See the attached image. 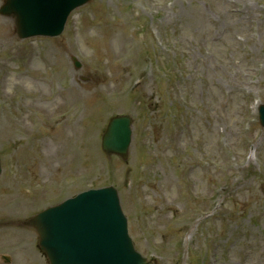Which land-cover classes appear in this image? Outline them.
<instances>
[{"label": "rangeland", "instance_id": "1", "mask_svg": "<svg viewBox=\"0 0 264 264\" xmlns=\"http://www.w3.org/2000/svg\"><path fill=\"white\" fill-rule=\"evenodd\" d=\"M230 1L231 0H171L169 6H164L162 5V3H158L156 5V8L159 10H165V18L180 19L183 26L184 23L188 21L189 17L192 15L194 10L198 9L201 12L202 24L204 28L202 27L200 29V32L195 30H188V33L187 34L183 33V36L197 40L201 35H203V38L207 39L210 42L218 41L221 38L226 39L229 42V37L232 36L233 33L235 32L234 26L238 24L240 19V18H235L233 15L227 14V11L230 6H237L236 3ZM203 7L209 12L208 15L204 11ZM257 17L260 20L264 19V16L262 14L259 16L257 15ZM210 26H213L214 28L212 27L210 28ZM92 32L94 33L95 30L93 29ZM125 39L127 38L124 37V39L121 41L122 46H126L128 44V41L124 43ZM83 42H84L83 49L87 54L90 55L95 54L97 56H107V52H106L107 45L101 46L100 44L99 48L97 49V47L94 48L90 47L88 45L87 40L83 39ZM226 46L227 45L220 42L213 45L214 57L209 56L212 71L206 74L204 78L210 80L211 82H215L217 85L221 86L222 89H225V91H230L228 99L234 100L233 103H235L236 97L238 96L236 86L239 84V82L235 79L236 77H234V75L230 72L229 68H225L226 71H228L225 72L221 62L217 60L218 57L219 58L224 57V49ZM205 49H206V45H205ZM235 53H236V58L239 60L240 64H242V67H244V64L248 61V56L245 53H243V51H241L239 48L235 49ZM85 55L86 54L84 53V56ZM214 62H216L218 66H214L213 65ZM232 80H235L234 85L232 84ZM79 93H81L82 95H87L85 92L83 91L81 92L80 90ZM198 96L203 97L202 89L198 93ZM207 104L208 105L210 104L211 106V103L208 101ZM214 105L221 106L223 104L218 99ZM159 137L163 138V134H160ZM161 146H162L161 152H163L165 150V138L161 140Z\"/></svg>", "mask_w": 264, "mask_h": 264}]
</instances>
